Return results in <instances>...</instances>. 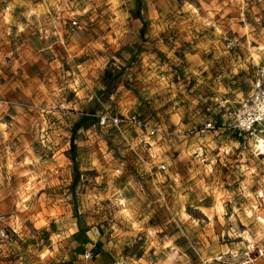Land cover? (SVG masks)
Wrapping results in <instances>:
<instances>
[{
	"label": "rangeland",
	"instance_id": "rangeland-1",
	"mask_svg": "<svg viewBox=\"0 0 264 264\" xmlns=\"http://www.w3.org/2000/svg\"><path fill=\"white\" fill-rule=\"evenodd\" d=\"M262 63L264 0H0V264H264Z\"/></svg>",
	"mask_w": 264,
	"mask_h": 264
},
{
	"label": "built area",
	"instance_id": "built-area-1",
	"mask_svg": "<svg viewBox=\"0 0 264 264\" xmlns=\"http://www.w3.org/2000/svg\"><path fill=\"white\" fill-rule=\"evenodd\" d=\"M232 120V127L238 132H261L264 134V63L258 70V77L252 85V91L250 95L241 103V105L234 111L230 112ZM102 118V122H104ZM115 124L130 123L134 126H141L142 122L135 115L112 118ZM206 128L213 129L215 126L212 122H208ZM151 134L153 131H150ZM164 168V166H161ZM4 217L0 216V242L6 237V228L2 225ZM242 264H251L249 261H245Z\"/></svg>",
	"mask_w": 264,
	"mask_h": 264
},
{
	"label": "bare ground",
	"instance_id": "bare-ground-1",
	"mask_svg": "<svg viewBox=\"0 0 264 264\" xmlns=\"http://www.w3.org/2000/svg\"><path fill=\"white\" fill-rule=\"evenodd\" d=\"M256 147L258 148V152H260L261 154H264V141H258L257 143H256ZM255 147V148H256Z\"/></svg>",
	"mask_w": 264,
	"mask_h": 264
}]
</instances>
